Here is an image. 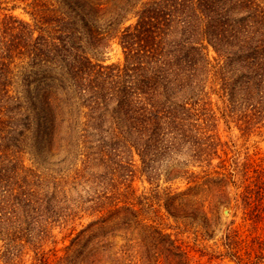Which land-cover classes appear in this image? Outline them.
<instances>
[{
    "label": "trees",
    "instance_id": "trees-1",
    "mask_svg": "<svg viewBox=\"0 0 264 264\" xmlns=\"http://www.w3.org/2000/svg\"><path fill=\"white\" fill-rule=\"evenodd\" d=\"M219 125L264 135V0H0V264H47L65 242L63 264L105 260L108 229L152 209L134 175L223 169ZM247 161L227 170L241 213ZM147 223L159 264H192ZM222 232L228 260L264 264V239L240 260Z\"/></svg>",
    "mask_w": 264,
    "mask_h": 264
},
{
    "label": "rangeland",
    "instance_id": "rangeland-1",
    "mask_svg": "<svg viewBox=\"0 0 264 264\" xmlns=\"http://www.w3.org/2000/svg\"><path fill=\"white\" fill-rule=\"evenodd\" d=\"M13 13L23 20H29L20 8ZM121 58L117 42L112 41L104 53L105 62L116 63ZM218 133L231 150L224 157L223 169L206 173L199 168L189 167L188 171L194 172L195 177L173 178L171 168L169 171L172 175L162 173L151 184H147L138 174L134 175L132 183L137 193L145 194L148 201L152 202V209L145 217L147 224H151L152 230L155 228L167 234L173 244L191 259L192 264H234L225 255L222 231L226 225L230 228L240 260L245 259L246 252L255 253L258 241L264 239V135L241 136L237 130H227L223 125H219ZM236 154L247 156L248 160L245 178L247 187L244 188L251 195L253 203L244 213L236 209L240 196L232 198L227 176L231 160ZM30 156V152L24 155L27 164L40 172L46 170L45 163L33 160ZM216 176L221 181H210ZM145 218L136 216L135 220L139 224L130 223L125 230L119 226L109 228V235L98 243L107 251V257L96 264H159L160 257L153 245V237L140 226ZM67 244L65 242L51 247L47 264H63ZM117 251L125 255L119 261L114 259ZM76 264L92 263L82 257Z\"/></svg>",
    "mask_w": 264,
    "mask_h": 264
}]
</instances>
